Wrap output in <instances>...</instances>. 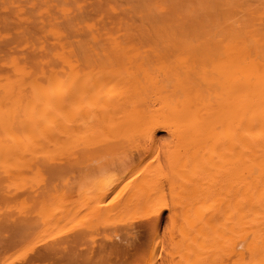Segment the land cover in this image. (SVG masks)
Here are the masks:
<instances>
[{
  "label": "bare ground",
  "instance_id": "6f19581e",
  "mask_svg": "<svg viewBox=\"0 0 264 264\" xmlns=\"http://www.w3.org/2000/svg\"><path fill=\"white\" fill-rule=\"evenodd\" d=\"M65 178L121 217L82 227L107 239L86 256L47 241L80 218ZM21 260L264 264V0H0V264Z\"/></svg>",
  "mask_w": 264,
  "mask_h": 264
},
{
  "label": "rangeland",
  "instance_id": "374dc122",
  "mask_svg": "<svg viewBox=\"0 0 264 264\" xmlns=\"http://www.w3.org/2000/svg\"><path fill=\"white\" fill-rule=\"evenodd\" d=\"M68 177V176H67ZM69 178V177H68ZM66 179V178H65ZM65 183H66V185H63L62 187H60V190H59V192H57L55 195H56V198H58L59 196H61V197H59V198H63V200L64 201H66V202H72V206L71 205H69V206H67L65 209H66V211L67 210H70L71 209V211H68V212H72L73 210H74V213L75 212H77L78 214H79V216H80V218L79 217H77L76 215H77V213H76V215H73L74 213L72 212V213H70L69 214V216H76V217H73V219L71 220H69L70 222H69V224L68 225H66V228H67V230L65 229H63V230H61V229H58V230H54L51 234L53 235V237H52V235L50 234L49 236H48V238L49 239H47V241H49L50 242V240H52V242H53V240H54V238H56L55 239V241H59V240H62V241H64V240H66L65 238L68 236V234L70 233L71 234V232H69L68 233V231H72V230H74L75 232L76 231H78V233L77 234H74V232H73V236H75L76 238H78V236H79V240L77 239H75V238H72V235H70L69 236V239H71L72 238V240L74 239V242H75V247H74V249L76 250V252L77 253H79V255L81 256L82 254H84V253H82V252H85V254L87 255L89 252L87 251L86 252V248H89V246H94L95 248H99V245L104 241V239H106V237L105 236H103L102 234H105V233H101V235H102V237L100 236V233H99V235L98 236H96V234L94 235V233L91 235L90 233H88V234H86V235H91V240H89V241H86L87 243L85 244V242H84V240H83V238L85 237V239H87L86 238V236H85V234H83V233H85L83 230V228L82 227H84V226H88L86 223L87 222H89L90 220H92V219H95L96 220V223H97V225L95 226V227H97L98 225L100 226V225H102L103 223H106V222H109L110 220H112V221H118L117 219H115V218H121V217H115V218H111L112 216L111 215H109V214H107V215H98V213H96L95 212V209L94 208H91L90 206H88V204L86 205L85 203V206L84 205H81L82 203H81V201L79 202V191H80V188H79V185H78V181L76 180V179H73V178H70V179H66V181H65ZM64 189V190H63ZM38 190V192L40 191V189H37ZM63 192H62V191ZM64 193H65V195L66 196H64ZM72 200V201H71ZM65 202V204H67ZM83 206V207H82ZM69 207H70V209H69ZM17 210L18 209H16L14 212H13V217H12V219L13 220H15V222H16V224L15 225H11L10 226V229H14V227L15 226H19L23 221H25L26 219H29L30 221H31V223L30 224H34V223H38V225L39 226H42L41 225V220L37 217V213H35L34 211H38V208H34V209H25L21 214L20 213H18L17 212ZM166 213V212H165ZM90 214V216L88 217V215ZM72 217H70V218H72ZM125 219H128L129 217L128 216H126V217H124ZM80 219V220H79ZM73 223H75L74 225H73ZM95 223V224H96ZM85 224V225H84ZM37 225V224H36ZM71 225H73V227L71 226ZM76 225V226H75ZM65 228V227H64ZM83 229V230H82ZM79 230H81V231H83L82 232V234L81 235H84L83 237L82 236H80V232H79ZM57 231H58V233H57ZM63 231V232H62ZM101 232H103V231H101ZM65 233H66V235H65ZM64 234V239L63 238H61V235H63ZM79 234V235H78ZM51 236V237H50ZM93 236H94V238H95V236H96V238H99V239H96L95 240V242L96 241H99L100 239H103V241L101 242V240L99 241V243L97 242V246H95V242L94 243H91L92 242V240H94L93 239ZM59 237V238H58ZM71 237V238H70ZM68 239V238H67ZM81 239L83 240V241H81ZM89 239H90V236H89ZM88 240V239H87ZM107 240V239H106ZM76 241H78L79 243L78 244H76L77 242ZM83 242V243H82ZM101 242V243H100ZM92 244V245H91ZM77 245V246H76ZM83 245V246H82ZM94 247H90V248H94ZM77 248H78V250H77ZM89 250V249H88ZM72 251H73V253H74V250L72 249ZM79 251H82V252H79ZM90 251H91V249H90ZM92 251H94V249L92 250ZM91 251V252H92ZM76 252L74 253V254H76ZM84 254V255H85ZM91 254V253H90ZM77 256H78V254H76ZM83 255V256H84ZM85 255V256H86ZM89 255V254H88ZM21 263H23V260H21V261H18L16 264H21Z\"/></svg>",
  "mask_w": 264,
  "mask_h": 264
}]
</instances>
